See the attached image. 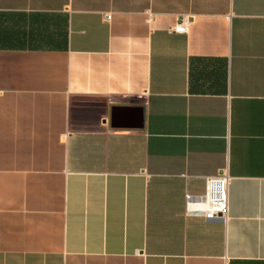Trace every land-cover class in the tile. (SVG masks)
Listing matches in <instances>:
<instances>
[{"label": "crops", "instance_id": "crops-1", "mask_svg": "<svg viewBox=\"0 0 264 264\" xmlns=\"http://www.w3.org/2000/svg\"><path fill=\"white\" fill-rule=\"evenodd\" d=\"M0 264H264V0H0Z\"/></svg>", "mask_w": 264, "mask_h": 264}, {"label": "built area", "instance_id": "built-area-1", "mask_svg": "<svg viewBox=\"0 0 264 264\" xmlns=\"http://www.w3.org/2000/svg\"><path fill=\"white\" fill-rule=\"evenodd\" d=\"M109 19V16H106ZM190 21L181 16L175 27V33H187ZM232 177L228 167L222 169L216 176L205 178V188L201 195H185V209L190 216H199L206 221H226L229 213V186Z\"/></svg>", "mask_w": 264, "mask_h": 264}]
</instances>
